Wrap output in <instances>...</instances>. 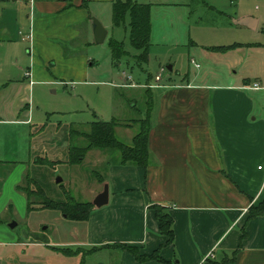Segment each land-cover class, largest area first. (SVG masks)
Returning <instances> with one entry per match:
<instances>
[{"label":"crops","instance_id":"1","mask_svg":"<svg viewBox=\"0 0 264 264\" xmlns=\"http://www.w3.org/2000/svg\"><path fill=\"white\" fill-rule=\"evenodd\" d=\"M0 1V75L8 78L0 82V121H16L21 112L30 109L27 89L32 77L44 76L57 63H76L69 47L81 38L82 24L86 20L92 24L86 8L90 0L24 1L21 14L14 8L16 27L10 21L8 0ZM244 16L253 17L250 13H242ZM255 19L254 28L240 27L256 29L259 20ZM26 20L28 28L23 25ZM91 32L94 36L93 25ZM58 43L69 54L60 53ZM229 45L236 46L216 51L249 60L245 70L231 72L228 82L216 80L221 73H215V84L195 82L197 75L173 85L153 82L158 85L153 89H165L150 122L149 164L120 163L118 152L115 165L108 162L106 153L103 158L101 154L91 156L93 163L105 167L104 174L93 177V198L107 184L108 202L94 206L88 219L81 221L82 230L75 228L71 239L46 247L79 257L75 264H168L153 259L139 262L120 244L136 246L145 254L159 249V255L170 264H264V214L246 220L249 206L264 198V90L243 88L253 80L264 82V74L252 75L255 63L250 60L252 51L264 44L221 46ZM25 55L30 64L23 67ZM32 59L33 63L37 60V68ZM9 67L19 72L14 79L3 74ZM128 77L132 79L130 74L123 79ZM28 120L27 115L21 121ZM154 203L166 206L173 218L171 244L159 232L151 208ZM12 243L24 244L19 239ZM60 248L68 249L69 255ZM0 264H4L1 259Z\"/></svg>","mask_w":264,"mask_h":264},{"label":"rangeland","instance_id":"2","mask_svg":"<svg viewBox=\"0 0 264 264\" xmlns=\"http://www.w3.org/2000/svg\"><path fill=\"white\" fill-rule=\"evenodd\" d=\"M24 1L29 0L6 1L13 27H16L14 8L21 14ZM112 1L86 3L90 15L107 30L104 41H95L91 35L92 24L86 20L82 24L81 38L68 46L76 63H57L51 73L46 70L44 76L32 77L31 88L27 89L29 111L21 112L16 121H0V259L4 264L78 263L79 257L53 252L46 244L71 239L75 228L81 231L84 223L70 220L57 210L37 207L28 211L26 196L16 187L27 185L25 175L29 172L54 200H63L62 191L70 189L77 200L93 202L92 189L96 183L93 177L104 174L105 167L99 162L93 163L94 157H90L101 154L103 158L106 153L108 162L115 165L118 164L117 151L92 149L82 163L66 164L70 127L88 130V123L98 119L126 122L148 116L151 121L165 89H148L155 75L161 78L158 82L168 85L184 83L195 75V82L215 84V73H221L216 79L218 82H228L232 71L239 73L246 69L249 58L241 61L233 52L223 54L209 48L234 42L264 44V0H131L150 5V44L147 60L143 61L141 51L130 43L129 13L121 24L112 23ZM242 13H250L259 20L256 29L233 24ZM24 23L28 28L29 21ZM111 39L123 44L125 55L118 60L113 58ZM60 43L63 47V42ZM60 43V53L64 50V55L69 54ZM261 47L252 51L250 60L255 63L252 75L264 74V47ZM49 52L50 46L46 48L47 56ZM29 60L25 55L23 67L30 64ZM36 63L32 59L33 68H37ZM5 72L3 74L12 79L19 73L14 67L5 68ZM127 74L132 76L131 80L127 78L129 81L123 79ZM7 79L0 75V82ZM6 115L11 117L9 112ZM27 115L29 120L21 121L26 120ZM135 131L123 126L115 128L116 136L125 143H131ZM75 143L84 144L82 138ZM37 156L64 162L53 168L39 166L34 163ZM58 177L61 181L56 183ZM34 185L30 188H35ZM31 201L32 207L37 206L36 197L32 196ZM13 220L17 224L11 228L9 223ZM17 239L24 244L12 243Z\"/></svg>","mask_w":264,"mask_h":264},{"label":"trees","instance_id":"3","mask_svg":"<svg viewBox=\"0 0 264 264\" xmlns=\"http://www.w3.org/2000/svg\"><path fill=\"white\" fill-rule=\"evenodd\" d=\"M129 13V39L131 45L140 50L141 57L143 61L147 60L148 56V46L150 38V5L137 3L131 0H114L112 1V21L114 25H119L122 23L126 13ZM238 45V44H237ZM236 45L229 46H215L209 49L226 51ZM110 47L112 51L113 58L119 59L121 56L125 55L122 42L115 39H111ZM147 86V85H146ZM152 84L147 87L151 89ZM133 106H136L133 104ZM150 119L147 116H143L137 119H131L130 121L120 122L117 119L111 120H93L88 123V130L79 131L70 127L69 137L71 142L67 148V160L66 164L73 165L79 164L85 157L86 152L89 149H109L115 150L119 153L120 163H130L138 166L146 167L150 162V153L148 149V134L150 130ZM137 126L135 133L131 138V143H125L120 140L115 134V128L118 126L132 127ZM79 138L83 139L84 144L79 145L75 141ZM62 160H51L46 156H37L34 163L39 166H47L50 168L55 167L58 164H62ZM27 182L26 186L17 185V189L21 190L27 200L28 211L37 209H51L60 211L68 219L73 221H85L88 219L93 203L90 201H80L77 200L71 193L70 189L62 191L64 194L63 200H54L50 198L39 182L30 175L29 172L25 175ZM101 182L103 179L98 178ZM35 184V185H34ZM30 185H34L35 188H30ZM62 187V184H59ZM36 197L37 206L32 207L31 197ZM151 208L154 210L155 217L158 221L159 232L161 235L166 237V244H171L174 238L173 232V218L167 210V207L161 204H152ZM264 214V198L257 205H251L248 208L247 221L253 217ZM245 236V232L242 233L241 239ZM120 247L128 250L133 257L139 261H147L150 259L166 262L159 255V249L154 250L151 254L141 253L136 246H128L125 244H120ZM159 247H162L160 245ZM63 254L69 255L70 251L65 248H60ZM96 248L91 249L94 251Z\"/></svg>","mask_w":264,"mask_h":264},{"label":"water","instance_id":"4","mask_svg":"<svg viewBox=\"0 0 264 264\" xmlns=\"http://www.w3.org/2000/svg\"><path fill=\"white\" fill-rule=\"evenodd\" d=\"M233 23L235 25L247 26L249 28H254L256 19L251 16H244L239 19H234ZM92 25H93V33L94 38L97 43H101L104 41L107 35V30L100 23V21L96 18L92 17ZM168 69L171 70V66H168ZM61 181V178H56L55 182L58 183ZM108 202V186L104 185L103 190L97 194V196L93 199V205L96 207H101ZM65 216V215H64ZM16 222L13 220L9 223V227L13 228L16 226Z\"/></svg>","mask_w":264,"mask_h":264},{"label":"built area","instance_id":"5","mask_svg":"<svg viewBox=\"0 0 264 264\" xmlns=\"http://www.w3.org/2000/svg\"><path fill=\"white\" fill-rule=\"evenodd\" d=\"M24 75L26 77H29L30 76V74H29L28 71H25ZM128 78L130 79V77H128ZM160 80H161V78L158 75H156L155 76V81L158 82ZM152 86H158V85L156 84V85H152ZM243 88H245V89H252V90H257V89H263L264 90V82H261L258 79L257 80H253L250 83L245 84L243 86ZM258 168H261V166H259Z\"/></svg>","mask_w":264,"mask_h":264}]
</instances>
